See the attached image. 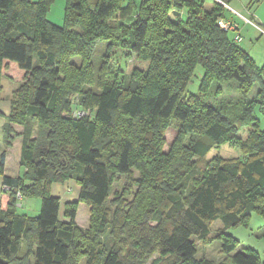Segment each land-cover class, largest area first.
<instances>
[{
	"label": "trees",
	"instance_id": "trees-1",
	"mask_svg": "<svg viewBox=\"0 0 264 264\" xmlns=\"http://www.w3.org/2000/svg\"><path fill=\"white\" fill-rule=\"evenodd\" d=\"M64 1L56 26L47 20L53 0H0V93L2 76L19 83L9 114L0 111V176L11 188L0 204V264H146L154 254L150 264H216L195 259L196 242L214 240L222 242L219 264H261L253 250L232 254L238 241L225 233L247 226L252 213L264 218V132L254 116L257 110L264 117V64L234 42L235 32L217 25L221 17L236 20L205 0ZM172 12L180 15L172 20ZM100 43L106 59L123 47L126 57L145 60V69L120 82L101 71L95 93L88 85ZM196 66L203 70L200 94L186 97ZM224 80H236L244 96L255 84L258 91L217 110L202 96ZM73 95L92 118L72 119ZM11 124L23 127V175L15 178L4 175L17 137ZM172 125L177 135L164 153ZM222 146L240 156L207 158ZM121 176L126 182L112 197ZM68 181L78 195L60 212L50 189ZM17 191L40 200L38 216L17 213ZM80 203L89 207L88 229L75 223ZM216 221L222 228L212 237Z\"/></svg>",
	"mask_w": 264,
	"mask_h": 264
},
{
	"label": "rangeland",
	"instance_id": "rangeland-1",
	"mask_svg": "<svg viewBox=\"0 0 264 264\" xmlns=\"http://www.w3.org/2000/svg\"><path fill=\"white\" fill-rule=\"evenodd\" d=\"M33 2L37 0H32ZM138 1V0H136ZM223 1V0H222ZM223 3H225L223 1ZM211 1L210 0H205V5L207 8L211 6ZM229 7L233 10H237L239 12H242L241 9L236 8L235 4L230 3ZM64 9H65V1L64 0H53V3L50 6L49 12L47 14V20L56 25V26H62L63 24V18H64ZM230 11H228L229 14ZM244 13V12H243ZM227 14V16H228ZM245 14V13H244ZM245 16L249 17V15ZM178 16L171 15V19L175 20ZM238 21V19H236ZM240 26L242 25V22L238 21ZM112 23H115L113 21ZM128 23V22H127ZM241 30V29H240ZM259 33L258 37L256 36L254 40V45H248L251 50V52L254 54L255 62L258 66H263L264 64V34ZM231 36V34H229ZM242 36L244 33L241 34ZM240 45V43H238ZM105 48L106 44L105 43H100L96 45L93 55H92V71H93V83L91 85H88V87L93 90L95 93H97L98 88H97V82H99V79L101 78V71L104 73V77L107 81L112 80L113 82H120L122 77L124 75H127L131 72L132 69L138 68V69H145L147 63L145 60L141 58H137L136 56H131V57H126L125 56V49L122 47H117L114 49L113 54L109 57V59H106L104 57L105 55ZM105 60L107 62V65H103L101 62ZM72 63L76 66H79L80 64V58L77 56L72 57L71 59ZM108 66V69L106 68ZM203 76V70L200 66H196V68L193 71L192 77L188 81V84L185 89V96L189 95H199L200 94V84H201V79ZM17 82L10 81L7 79L5 76L1 77V86H2V91L0 93V99L1 102H8L10 105V98L13 93V91L18 87ZM258 91V86L255 84L252 86L250 92L244 96L240 90H239V84L236 80H224L220 82H213L210 85V88L206 91V93L202 96V99L204 103L212 106L213 108L217 110H225L226 108L230 107V105L236 104L237 102H245V101H250L255 94ZM72 101V103L75 105L70 112V116L72 119H76L74 114H81L82 116L78 117L80 118H88V117H93V113L90 109H80V106L78 105L79 99L77 95H73L69 99ZM63 116L68 117L69 114L64 113ZM255 118L259 120V129L264 132V117L261 115L259 111L254 112ZM70 117V118H71ZM12 128L14 129L15 127H19L21 130L20 133H17L15 130V134H17V137H22L23 133V127L18 124H11ZM32 126L34 129V132L32 134V138L36 136V129H37V123L32 122ZM248 129L241 130L238 135L240 138L244 139L247 136ZM177 135V130L176 128L170 126L168 129L165 130L163 138H164V145L162 147V151L164 153H167ZM17 145V144H16ZM15 145L13 150L11 151V160L8 162L7 165V170L8 173H10L11 170L15 169L14 165V160L16 156L19 154L18 147ZM0 154L2 150V132L0 130ZM9 150V149H8ZM8 153V151H7ZM220 156L222 158H227V159H233V158H238L240 156V152L238 148L234 147H229V146H222L218 150L214 149L210 151L208 154L207 158L211 159L214 156ZM17 168H20V176L23 175V168L17 166ZM135 176H137V172L135 171L134 173ZM126 179L124 176L119 177L117 180L112 185V192L111 195L115 193H118L121 191L123 185L125 184ZM69 183L71 185L72 191L70 193H64V196H62V193L60 191H55L53 188L50 189V194L58 197H66L68 198L67 200H73L74 198H77L78 195V187L74 181H68L65 182L64 184H58L60 187H64ZM67 190L69 187H66ZM11 190H7L4 192L5 195H7L8 192ZM20 194L19 191L16 192ZM21 196V194H20ZM24 199L21 196V201H18L16 198V204L15 208L17 210L18 214L21 215H27L30 217H36L39 215V210H40V200L38 199H33L32 201H37L39 203V209L38 211L34 210L31 207H28L27 209L24 206ZM29 199V198H28ZM76 200V199H75ZM18 202L21 204V206H18ZM3 205V202H1ZM60 206V212L62 210V206ZM36 209V208H35ZM78 209V208H77ZM75 223L77 226L83 229H88L89 227V207L86 206L84 203H80V207L76 212V218H75ZM222 228L221 222L216 221L213 223L212 228H211V233L210 236H215L217 234V230ZM226 234L230 235L234 239L238 241V247L233 251L232 254L241 252L245 253L247 249L253 250L256 252V254L259 257L260 263L264 264V218L261 217L260 215L256 213H252L247 226H240L237 228H230L226 230ZM221 241L220 240H214L208 245H203L201 242H196V249L197 253L195 256V259L197 261H202V260H210L213 261L216 264H219L223 260V256L220 254L221 251ZM158 254H154L152 258L146 263L150 264L152 260L157 258ZM79 264H84V261L81 260Z\"/></svg>",
	"mask_w": 264,
	"mask_h": 264
},
{
	"label": "crops",
	"instance_id": "crops-1",
	"mask_svg": "<svg viewBox=\"0 0 264 264\" xmlns=\"http://www.w3.org/2000/svg\"><path fill=\"white\" fill-rule=\"evenodd\" d=\"M223 1L225 2V4L228 7H229L230 3L235 4V7L241 9L242 12H239V11L233 9L234 11H236L238 14H240L242 16H245V14L249 15V17H251L258 25H260L264 28V0H259V3L255 4L253 6H248V5L254 0H223ZM227 17L232 18L234 20L237 19V18L233 17L230 12H229ZM245 17H247V16H245ZM238 21H240V20L238 19ZM238 21L236 20V22L239 24ZM239 26H240V24H239ZM240 29H241L240 30L241 41L239 42L240 45H238V46L242 50L247 52L251 56V58L255 61L254 54L251 52V50H249L250 48H248L249 47L248 45L249 44L254 45V40H255L256 36L258 37L260 32H258L256 29H254L250 25H247L244 23H242V25L240 26ZM242 33H244L243 36L241 35ZM0 111L2 112L3 117L7 116L9 114V111H10L9 103L0 101ZM3 117H0V130H1L2 125L4 124V118ZM14 130L17 133H20L22 129H20L19 127H15ZM15 145L20 150H19V154L16 156V158L14 160L15 169L11 170L10 173H8L7 165H8V162L11 160L10 154H11V151L13 150V148L15 147ZM0 148H1V146H0ZM21 148H22V137H16L13 140L12 145L9 148L8 153L5 157V163H4V175L5 176L10 177V178H15V177L20 176V168H17V166H19V162H20V158H21ZM2 185H3L2 184V176H0V204H1V202H3V205L2 204L1 205H2V207H4L8 201V197L4 193H2V191H1ZM66 187H69L68 190ZM51 188H53L55 191H60V193H62V196H64V193L66 194V193H70L72 191L71 185L69 183L64 185V187H60V186H58V184H55ZM59 199H60V206H61V204L65 203L67 201H70V200H67L68 198H66V197L61 198V196H59ZM75 199L76 198H74L73 200H75ZM32 200L33 199H30V198L24 199L25 208L27 209L28 207H31L35 211L36 210L38 211L39 203H37V201H32ZM79 207H80V204L78 205V209H79Z\"/></svg>",
	"mask_w": 264,
	"mask_h": 264
},
{
	"label": "built area",
	"instance_id": "built-area-1",
	"mask_svg": "<svg viewBox=\"0 0 264 264\" xmlns=\"http://www.w3.org/2000/svg\"><path fill=\"white\" fill-rule=\"evenodd\" d=\"M211 2H215L219 5H222L225 9H227L228 11H230V13L237 19H239L242 23L250 25L251 27H253L254 29H256L258 32H260L261 34H264V28L260 25H258L251 17H245L242 16L240 14H238L236 11L232 10L230 7H228L225 3H223L222 0H210ZM217 25L223 29L224 31H230V32H235V36H234V42L235 43H239L241 41V37L239 35V29L240 26L236 21H232L231 19H227V18H218L217 20ZM75 118L78 119V117L82 116L81 114H74ZM7 190H11V188L7 185H2L1 186V191L5 192ZM18 201H21V196L19 193H17L16 196ZM18 206L20 207L21 204L18 202Z\"/></svg>",
	"mask_w": 264,
	"mask_h": 264
},
{
	"label": "water",
	"instance_id": "water-1",
	"mask_svg": "<svg viewBox=\"0 0 264 264\" xmlns=\"http://www.w3.org/2000/svg\"><path fill=\"white\" fill-rule=\"evenodd\" d=\"M171 14H173V15H175V16H178L179 14H176V13H174V12H172Z\"/></svg>",
	"mask_w": 264,
	"mask_h": 264
}]
</instances>
